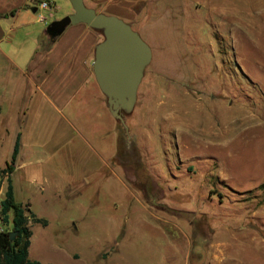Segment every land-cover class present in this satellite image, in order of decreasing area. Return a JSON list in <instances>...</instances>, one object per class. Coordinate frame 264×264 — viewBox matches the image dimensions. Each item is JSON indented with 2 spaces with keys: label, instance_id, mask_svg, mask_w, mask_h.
I'll return each instance as SVG.
<instances>
[{
  "label": "rangeland",
  "instance_id": "rangeland-1",
  "mask_svg": "<svg viewBox=\"0 0 264 264\" xmlns=\"http://www.w3.org/2000/svg\"><path fill=\"white\" fill-rule=\"evenodd\" d=\"M150 3L123 18L153 51L128 132L107 108L83 135L84 115L39 101L30 39L22 66L0 58V199L21 130L15 199L47 221L29 222L30 259L264 264V0Z\"/></svg>",
  "mask_w": 264,
  "mask_h": 264
},
{
  "label": "crops",
  "instance_id": "crops-1",
  "mask_svg": "<svg viewBox=\"0 0 264 264\" xmlns=\"http://www.w3.org/2000/svg\"><path fill=\"white\" fill-rule=\"evenodd\" d=\"M41 1L45 0H0V58L22 66L18 62L19 54L13 56L11 50L23 48L27 39L33 41L29 46V59L23 66L25 75L36 87L39 101L64 115H84L82 122L79 119L75 123L83 135L86 127L94 129V135L101 134V131L104 133V126L101 129L94 121L103 119L105 122L108 108L106 97L99 89L93 72L94 49L99 43V31L79 23L70 25L55 41L51 40L46 32L47 26L52 21L73 13V7L69 0H61L60 6L57 3L59 0H47L51 7L42 8ZM84 1L99 12L130 19L137 15L139 5H148L153 0ZM39 12H48L49 21L42 23L37 17L36 23L33 19ZM39 101L35 103L38 104ZM110 132L117 138L114 123ZM18 134L21 147L17 160L23 149V133L20 130ZM13 173L14 171L11 178Z\"/></svg>",
  "mask_w": 264,
  "mask_h": 264
},
{
  "label": "water",
  "instance_id": "water-1",
  "mask_svg": "<svg viewBox=\"0 0 264 264\" xmlns=\"http://www.w3.org/2000/svg\"><path fill=\"white\" fill-rule=\"evenodd\" d=\"M73 13L52 21L46 29L55 41L70 25L87 24L103 35L94 49L93 72L112 116L129 130L126 115L135 109L145 70L153 58L150 44L123 18L99 12L84 0H69ZM17 231L10 233L15 240Z\"/></svg>",
  "mask_w": 264,
  "mask_h": 264
},
{
  "label": "trees",
  "instance_id": "trees-1",
  "mask_svg": "<svg viewBox=\"0 0 264 264\" xmlns=\"http://www.w3.org/2000/svg\"><path fill=\"white\" fill-rule=\"evenodd\" d=\"M21 147L20 134L14 146L11 163L2 169L1 175L8 174V186L5 196L0 199V220L10 228L0 229V264H41L29 258L32 230L30 220L47 224L45 219L37 217L29 208V204L17 202L11 173L14 171ZM261 187L264 189V183ZM30 214V215H29ZM17 231L15 240H11L10 233Z\"/></svg>",
  "mask_w": 264,
  "mask_h": 264
},
{
  "label": "built area",
  "instance_id": "built-area-1",
  "mask_svg": "<svg viewBox=\"0 0 264 264\" xmlns=\"http://www.w3.org/2000/svg\"><path fill=\"white\" fill-rule=\"evenodd\" d=\"M40 5H41L42 8H49V7H51V3L49 1H47V0L41 1ZM40 18H41V20H45L46 19V16H44L43 14H41L40 15Z\"/></svg>",
  "mask_w": 264,
  "mask_h": 264
},
{
  "label": "bare ground",
  "instance_id": "bare-ground-1",
  "mask_svg": "<svg viewBox=\"0 0 264 264\" xmlns=\"http://www.w3.org/2000/svg\"><path fill=\"white\" fill-rule=\"evenodd\" d=\"M221 257V255L218 254V258ZM225 260V259H224ZM218 261V260H217ZM220 261V260H219Z\"/></svg>",
  "mask_w": 264,
  "mask_h": 264
}]
</instances>
